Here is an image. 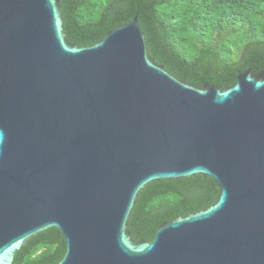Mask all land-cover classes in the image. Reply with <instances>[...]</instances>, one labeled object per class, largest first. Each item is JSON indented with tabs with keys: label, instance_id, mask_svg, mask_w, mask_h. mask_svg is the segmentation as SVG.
<instances>
[{
	"label": "water",
	"instance_id": "95a60500",
	"mask_svg": "<svg viewBox=\"0 0 264 264\" xmlns=\"http://www.w3.org/2000/svg\"><path fill=\"white\" fill-rule=\"evenodd\" d=\"M197 176L214 204L135 242L139 193ZM51 228L58 264H264V72L198 88L150 58L137 14L80 48L59 0H0V264Z\"/></svg>",
	"mask_w": 264,
	"mask_h": 264
},
{
	"label": "trees",
	"instance_id": "16d2710c",
	"mask_svg": "<svg viewBox=\"0 0 264 264\" xmlns=\"http://www.w3.org/2000/svg\"><path fill=\"white\" fill-rule=\"evenodd\" d=\"M67 41L90 47L132 21L145 35L154 62L180 81L202 88L232 87L239 72H264V0H59ZM211 178L156 181L138 195L127 230L150 242L157 228L212 206ZM65 242L51 228L30 239L13 264H58Z\"/></svg>",
	"mask_w": 264,
	"mask_h": 264
}]
</instances>
